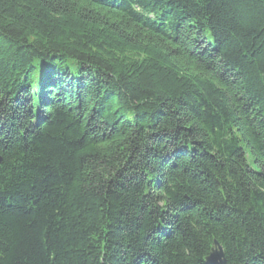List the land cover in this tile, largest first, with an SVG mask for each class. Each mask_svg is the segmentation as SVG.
Masks as SVG:
<instances>
[{"label": "trees", "instance_id": "obj_1", "mask_svg": "<svg viewBox=\"0 0 264 264\" xmlns=\"http://www.w3.org/2000/svg\"><path fill=\"white\" fill-rule=\"evenodd\" d=\"M0 264H264V0H0Z\"/></svg>", "mask_w": 264, "mask_h": 264}, {"label": "water", "instance_id": "obj_2", "mask_svg": "<svg viewBox=\"0 0 264 264\" xmlns=\"http://www.w3.org/2000/svg\"><path fill=\"white\" fill-rule=\"evenodd\" d=\"M1 162V159H0ZM207 264H227L223 249L217 240L213 242V248L206 257Z\"/></svg>", "mask_w": 264, "mask_h": 264}]
</instances>
